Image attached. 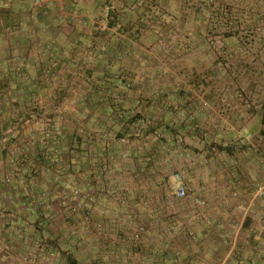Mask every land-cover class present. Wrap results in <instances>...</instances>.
Wrapping results in <instances>:
<instances>
[{"label":"rangeland","instance_id":"1","mask_svg":"<svg viewBox=\"0 0 264 264\" xmlns=\"http://www.w3.org/2000/svg\"><path fill=\"white\" fill-rule=\"evenodd\" d=\"M54 2L29 0L27 12L31 23L23 30L14 28L17 39L10 41L11 46L19 50L11 58L7 76L16 80L12 78L13 85L9 86L8 81L0 77V98L8 101V108L12 110L5 123L0 121L2 201L12 202L14 191L22 192V186L26 187L27 192L22 199L23 213L27 214V209L36 213L47 205L49 196L56 190V181L65 186L69 172L67 162L73 155L83 157L77 142L83 139V123L92 115L86 108L89 107L86 101L101 95L106 97L103 107H115L108 115L113 121L118 122L126 116L124 126L115 125L116 130L119 128L116 133L124 132L129 134V138L136 136L141 139L137 157L143 164L138 171L137 189L140 193L154 190L168 197L153 200L151 204H146L149 200L139 196L130 203L120 198L118 203L116 195L120 191L130 192L131 188H124L114 172L102 183L109 196L106 202H110L113 211L122 212L120 218L129 229L126 250L130 255L138 253V241L144 233L136 218L137 210L133 206L136 202L144 203L145 208L154 205L159 212L157 217L163 219L165 214L164 218L170 222L176 221L178 208H188L189 214L199 220L197 215L201 210H215L225 204L228 197L242 204L240 195L245 193L249 195L248 202L252 196L255 202L260 198L264 202V156L254 164L255 168L253 165L248 167V174L241 168L236 179L231 175L235 162L240 165L252 158L259 145L264 149V0ZM221 6L229 10L236 38L226 39L223 25L207 32L206 27L214 19L215 8ZM27 49H31L34 55H25ZM52 50L49 57L60 59L58 68L53 69L55 72L47 65L46 68L39 65L40 72H37L19 64L20 57L36 58L37 52L41 56ZM38 73L49 77L45 86L37 85ZM24 78L28 85H19ZM20 94L27 97L25 107L20 106L17 99ZM41 97L55 98L68 109L76 110V118L71 121L75 133L73 139L68 140L74 147H68V154L55 152L53 138L59 137L55 134L60 132V127L53 125L48 128L40 122L43 120L50 124L53 119L50 113H41L43 109L38 104ZM157 102H164L169 109L172 118L167 120V128L171 130L170 135L168 129L153 127L145 113L155 109ZM132 106L141 112H135ZM20 107L28 111L25 120L32 128L23 134L18 131L19 118L23 116ZM32 114L33 118L30 117ZM102 114L105 123L108 116L105 112ZM96 116L101 118L99 113ZM129 127L132 130L129 131ZM8 128L11 130L6 131ZM107 128L112 126H106L98 134H107ZM148 141H152L151 144L161 142L162 152H147L145 146ZM195 145L196 152L189 157L187 167L186 160L183 166L180 165L184 157L179 154L180 148ZM107 153L103 158H107ZM119 153L120 159L124 160L131 155L121 146ZM43 158L51 161L48 170L41 165ZM150 162L154 164L153 173H150ZM23 164L28 172L20 175L21 167L18 166ZM185 168L187 173H191L186 174ZM51 172L55 173L54 177ZM44 173L47 181L42 179ZM26 181H32L34 197L28 196L29 185L24 186ZM250 182L253 183L250 185ZM181 183L188 189V195L183 199L173 195ZM62 188L58 189L64 193L65 201L72 196L79 200L64 205L67 209L61 219L74 225L82 240L84 224L81 221H89V213L83 203L94 201L93 196L81 184ZM217 193L225 195V198L215 199ZM110 198L113 202L109 201ZM50 217L42 215L39 219L38 215L30 225L35 229L55 227L59 219L55 221ZM258 218L264 222V212ZM1 221L0 218V225ZM106 225V220L98 222L97 236L105 237L109 233ZM29 241L26 240V246ZM44 243L34 244L38 247L36 251L43 253L44 264H69V256L76 255L81 260L85 256L86 248L82 245L77 250ZM9 248V240L3 245L0 242V252Z\"/></svg>","mask_w":264,"mask_h":264},{"label":"crops","instance_id":"2","mask_svg":"<svg viewBox=\"0 0 264 264\" xmlns=\"http://www.w3.org/2000/svg\"><path fill=\"white\" fill-rule=\"evenodd\" d=\"M54 1L56 3L58 0ZM29 5V0H0V70L3 72L0 77H4L5 81H8L7 84L9 86L13 85L12 81L16 80V78L12 77V80L10 76L8 77L7 71H9L12 63L11 58L19 50V48H13L10 41L17 37L15 36L14 28L23 30L30 25V18L28 17L30 15L27 12ZM52 52L53 50L45 52L41 56L37 52L36 58L27 57L25 59L20 57L19 64L21 66L24 65V68L37 72H40L39 65L43 68H46L47 65L48 69L51 68L50 70L55 72L53 69L58 68L57 65L60 59L49 57V53ZM24 53L25 55L28 53L32 56L34 55L31 49H27ZM104 68L106 69V66ZM45 70L43 69V71ZM37 79V85L45 86L49 77L45 73H38ZM2 84H4L3 81ZM19 85L27 86L28 81L24 78L23 82ZM17 99L20 106L25 107L28 103L27 97L22 94ZM48 99L41 97L38 104L43 109L41 113H50L49 116L53 119L50 124L44 123L43 120H40V122L48 128H51L53 125L60 127V132H56L55 134L59 135V137L53 138L55 152L60 153L61 151L62 154H68V147H74L72 142L69 143L68 140H72L75 133L71 121L76 118V110L68 109L64 106L63 102L59 103L55 98L53 100L51 98ZM105 100L106 97L99 95L93 96L86 101L89 103V107L86 108L91 111L92 115L83 123V131L81 130L83 132V139L77 142L78 149H82L83 157L79 158V155H73L66 165L69 168V172L66 175V183L64 185L81 184L89 194H92L94 199V201L89 203H83L89 213V221L87 223L81 221L84 224L83 239L80 240L78 231L74 230V225H69L68 222H64V219H61V216L64 215V210L66 211L67 209L64 208V205L77 203L79 199L77 200V197L72 196L65 201L63 199L64 193L60 192V190H63L62 187L65 188V186L60 182L56 181L54 183L55 192L49 196L47 205L37 210L36 213L32 212L31 209L26 210L27 214L23 213L22 199L26 195V187L22 186V192L14 191L12 196L13 201L9 203L2 201L4 195L0 192V218L2 220L0 225V242L3 245L8 240L10 241L9 250L0 252V264H44L43 253L37 252L36 249L38 247L34 246L36 242L40 243L39 245L46 242L44 244L65 247L67 249L73 247L79 250L81 245L83 248H86L84 250L85 256L82 257V260L80 257L72 255L68 258L69 264L72 262L75 264H264V222L259 221L260 219L258 218L264 212V202L261 198L255 202L253 196L248 202L247 198L249 195L247 193L240 195L242 204L238 200H232L228 197L226 203L222 204L219 208H215V210H210V212L201 210L197 215L199 220L191 216L189 214L191 212L186 207L178 208L176 210L177 215L175 214L176 221L170 222L164 218L165 214H163V219L157 217L159 212L156 211L154 205L153 207L145 208L142 202L134 203L133 206L137 210L136 218L140 222L138 225L141 226L144 233L138 241V253H135L134 256L128 253V250H126L128 248L126 235L128 236L129 229L123 222V218H120L122 212L120 210L117 212L115 209L113 211L109 206L110 202H106L109 196L103 190L102 183H104V180L112 177L111 172H114L115 177L119 179L124 188L126 187L127 189V186L131 188L130 192L124 193L120 191L116 195L117 199L115 201L118 203L121 200L120 198H124L130 203L139 196L140 198H147L149 203L146 204H151L153 200L168 199V197H166V194L158 193L154 190L140 193V190L137 189L139 183L137 177L138 171L143 162L139 156L137 157V149L141 145V139L136 136L129 138V134L127 135L124 132H120V134L116 133L117 131L119 132V128L116 130L115 125H118V127L124 126L126 124V116L122 118L123 120L119 119L118 122L113 121L111 116L108 115L114 111L115 107H103L102 104H104ZM0 102L2 103V106H0V121L5 123L9 119L12 110H9V102L5 101L4 98ZM166 105L164 102L161 104L157 102L155 109L145 111L150 121L153 122V127L168 129L167 120L172 117ZM23 107H20L22 110L21 115L23 116L19 118L20 127L18 130L21 134L32 130L25 120V118H28V111ZM132 109H134V106H132ZM134 111L137 113L141 112L137 108ZM104 112L108 116V119H105V123L101 117ZM98 113L100 114V119L96 116ZM30 117L33 118L34 114L30 115ZM39 119H43V117ZM110 125L112 128H107L109 130L107 134H98V132L102 133L103 128ZM179 125L176 124V126ZM10 130L11 128H8L6 131ZM128 130L132 129L129 127ZM168 130V134L170 135L171 130ZM116 135L118 137H115ZM122 141L127 142H125L126 144H122L120 143ZM148 143L147 145L145 142L143 143V145H146L147 152H162L163 145L161 142L151 144L152 141H148ZM120 146L125 151H130L131 155L127 156L128 159H120ZM259 147L252 158L246 159L244 163H241L242 167L241 164L239 165L235 162V165L231 167L233 179H236V176L239 175L241 168L246 172L249 166L253 165L252 168H255L254 164L258 160H262L264 149L262 145H259ZM195 148L196 145L180 148L179 154L184 156L180 165L183 166L184 160H186L185 167H187L189 157L196 152ZM106 153L107 158H103ZM42 160L43 163L40 162L41 165L47 167L46 169L48 170V167H51V161L44 158ZM150 164V173H153L154 164L151 162ZM15 166H17V163ZM18 167H21L19 171L20 175L28 172L25 169V164ZM51 173V176L54 177L55 173ZM190 173H187L186 170V174ZM44 175L42 179L43 181H47V175ZM31 182L26 181L27 184H24V186L29 185V192L27 194L30 197H34L35 191H32ZM252 183L250 182V185ZM224 198L225 195L220 193H217V196H215V199ZM109 201L113 202L111 198ZM223 205H227V207ZM38 215L39 219L42 215H49L51 216L50 219L54 218L55 221L59 219V221L55 227L49 226L48 228L47 226L44 229H35L30 223L34 222ZM103 219L107 221V228L105 229H108L109 233L105 237H99V235L97 236L99 229L98 222L104 221ZM214 222L217 223L214 224ZM76 227L77 229L79 228L78 225ZM224 238L227 240L224 241ZM27 239L31 240L32 244L29 241L30 244L26 246L25 242ZM134 257H137L138 260L134 261Z\"/></svg>","mask_w":264,"mask_h":264},{"label":"trees","instance_id":"3","mask_svg":"<svg viewBox=\"0 0 264 264\" xmlns=\"http://www.w3.org/2000/svg\"><path fill=\"white\" fill-rule=\"evenodd\" d=\"M211 12H213V10H211ZM214 14H215L214 19H211L209 21L208 26L206 27L207 32L210 33L211 29L215 28V30H216L217 28H219V26L223 25L224 30L226 31V32H224V34L226 36L225 38L226 39L236 38L237 34L234 32V30H233L234 28H233V26H231V24H232L231 19L228 16L229 10H225L222 6H221V8L217 7V8H215ZM71 264H75V263L72 262Z\"/></svg>","mask_w":264,"mask_h":264},{"label":"built area","instance_id":"4","mask_svg":"<svg viewBox=\"0 0 264 264\" xmlns=\"http://www.w3.org/2000/svg\"><path fill=\"white\" fill-rule=\"evenodd\" d=\"M180 178V176H178ZM78 191H76L75 193H77ZM173 195L176 196L177 198H185L188 195V189L185 186L184 183H181L173 192ZM44 196V194H43ZM199 203V200H196Z\"/></svg>","mask_w":264,"mask_h":264}]
</instances>
